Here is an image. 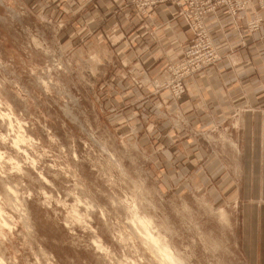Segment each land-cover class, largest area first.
<instances>
[{"label":"rangeland","instance_id":"374dc122","mask_svg":"<svg viewBox=\"0 0 264 264\" xmlns=\"http://www.w3.org/2000/svg\"><path fill=\"white\" fill-rule=\"evenodd\" d=\"M94 2L0 0V258L172 264L160 251L166 247L175 264H258L249 209L264 196L240 192L231 126L192 130L177 110L154 106L149 91L137 110L127 111L120 98L127 87L143 91L141 80L177 102L186 78L230 60L231 49L218 53L205 26L211 58L192 61L186 55L195 38L181 6L129 0L151 45L150 16L164 2L175 7L190 39L178 44L177 56L135 69L130 61H140L149 46L140 48L138 34L99 35ZM252 4L264 10L255 1L235 16L217 8L235 28ZM121 8L116 4L110 15ZM250 20L246 32L255 30L246 27ZM185 135L205 157L225 160L226 180L215 173L216 162L209 166L205 158L189 168L185 157L174 159V138Z\"/></svg>","mask_w":264,"mask_h":264},{"label":"crops","instance_id":"0c3cea01","mask_svg":"<svg viewBox=\"0 0 264 264\" xmlns=\"http://www.w3.org/2000/svg\"><path fill=\"white\" fill-rule=\"evenodd\" d=\"M94 1V8H91L90 14L94 16V27H98L99 35L103 31L105 34L108 31L110 39L124 32L129 39H134L137 34L140 37L145 34L143 23H139L130 12L129 0ZM116 4L122 6L121 11L116 15H110ZM238 15L235 28L221 8H217L215 14L204 17L203 23L211 34L216 51L224 54L231 49V59L222 58L210 69L186 78L185 90L177 102L169 101L165 91L153 88L151 84L143 86L145 83L140 80L141 88L144 90L141 91L134 86L129 89L127 87L126 91L121 92L120 98L126 101L121 102V105L127 107V111L137 110L142 106V92L149 91L154 106L177 110L184 115L186 124L192 130L226 129L231 126L235 133L236 150L238 148L237 153L233 155V168L237 170L239 188L243 189L240 192L264 196V10L252 4ZM254 16H258L260 22L255 30L246 32L245 21ZM150 21L151 25L156 27L154 31L156 41L151 45V41L145 40L146 35L141 39L139 36L136 38L140 40V48L149 46L142 52L140 61H130L133 68L138 70L141 69L139 67L147 69L156 60L164 57L177 56L179 46L185 47L190 40L189 31L187 32L183 22L176 18L175 7L172 4L164 2L157 5L150 16ZM236 29L240 34L236 33ZM116 43L114 42V45ZM117 46H121L119 49L126 47L124 43ZM160 66L158 63L153 69L156 70ZM154 83H158L157 80ZM180 138L178 140L175 136L173 141L175 160L185 157L182 163L190 168L194 161L206 158L204 162L208 165L212 162L217 163L215 173L220 174L217 175L220 181L227 179L225 160H214L207 155L205 157L203 148H198L189 135ZM226 185L229 186V183ZM249 211L251 213L248 227L254 234L252 238L250 237V242L255 244L253 257L256 263L258 259V264H264V201L250 203Z\"/></svg>","mask_w":264,"mask_h":264},{"label":"built area","instance_id":"2783aa9c","mask_svg":"<svg viewBox=\"0 0 264 264\" xmlns=\"http://www.w3.org/2000/svg\"><path fill=\"white\" fill-rule=\"evenodd\" d=\"M164 0H143V6H151L157 2ZM175 2L181 6V13L184 20L193 32L195 38L187 49V57L195 62L209 63L211 58V47L209 44L208 35L206 33L203 19L208 14H215V9L222 6L225 10L235 16L237 11L243 9L247 4L255 1L261 8H264V0H168ZM258 18H253L246 22L248 30L256 29L258 25Z\"/></svg>","mask_w":264,"mask_h":264},{"label":"bare ground","instance_id":"6f19581e","mask_svg":"<svg viewBox=\"0 0 264 264\" xmlns=\"http://www.w3.org/2000/svg\"><path fill=\"white\" fill-rule=\"evenodd\" d=\"M160 251H161L162 255L167 258V262L175 264V261L172 259L171 255L169 254L166 247L160 248ZM0 264H6V263L0 258Z\"/></svg>","mask_w":264,"mask_h":264}]
</instances>
